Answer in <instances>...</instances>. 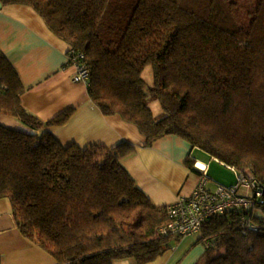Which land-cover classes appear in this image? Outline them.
<instances>
[{"label":"trees","instance_id":"trees-1","mask_svg":"<svg viewBox=\"0 0 264 264\" xmlns=\"http://www.w3.org/2000/svg\"><path fill=\"white\" fill-rule=\"evenodd\" d=\"M13 3L33 7L82 53L90 98L103 114L135 124L146 145L180 136L228 166L249 168L264 187V0L247 24L238 0H0ZM26 90L0 46V116L33 129L0 123V199L10 201L21 234L58 264H145L163 254L175 237L161 233L167 205L156 204L124 163L134 145L64 144L51 128L75 107L43 120L24 106ZM244 214L234 208L205 221L195 264H264V217L243 233Z\"/></svg>","mask_w":264,"mask_h":264},{"label":"crops","instance_id":"crops-1","mask_svg":"<svg viewBox=\"0 0 264 264\" xmlns=\"http://www.w3.org/2000/svg\"><path fill=\"white\" fill-rule=\"evenodd\" d=\"M0 46L27 87L22 101L31 113L49 120L75 107L67 122L51 128L61 142L81 147H111L123 141L134 145V151L123 161L156 204L167 205L190 195L203 169L209 178L208 185H226L222 183L226 180L222 169L213 168L214 162L236 172L235 167L177 135H167L146 145L145 136L135 124L120 115L103 114L90 98L89 84L74 79L76 68L69 62L70 44L33 7L19 3L0 5ZM0 123L24 132L33 131L8 115H1ZM197 234L173 237L163 254L145 264H195L205 250L198 240L200 233ZM0 256L1 264H58L46 250L21 234L6 198L0 199ZM114 264L138 263L127 258Z\"/></svg>","mask_w":264,"mask_h":264},{"label":"built area","instance_id":"built-area-1","mask_svg":"<svg viewBox=\"0 0 264 264\" xmlns=\"http://www.w3.org/2000/svg\"><path fill=\"white\" fill-rule=\"evenodd\" d=\"M69 62L75 66L74 79L88 83L89 69L81 62L82 53L70 48ZM238 182L234 185L208 186V175L203 169L194 191L167 204L169 221L161 228L162 235L185 236L200 233L205 221L214 215H223L234 208L245 211L242 232L258 229L256 213H264V187L249 169H237Z\"/></svg>","mask_w":264,"mask_h":264},{"label":"rangeland","instance_id":"rangeland-1","mask_svg":"<svg viewBox=\"0 0 264 264\" xmlns=\"http://www.w3.org/2000/svg\"><path fill=\"white\" fill-rule=\"evenodd\" d=\"M240 2V15L239 19L242 20L243 23H248L250 20V13L249 11L253 9L256 0H238ZM143 77L146 79L147 83H152L153 81V67L147 66L143 72ZM150 105L152 106L155 114H159L162 111V107L159 100L153 99L149 101ZM21 121V120H20ZM22 122V121H21ZM23 123V122H22ZM24 124V123H23ZM26 125V124H25ZM213 168L215 169H222L221 174L225 177V181L222 183L226 185L236 184L238 182L237 173L233 170L228 169L226 166L225 168L219 162H214ZM212 173H210V177ZM213 178V177H212ZM210 188H214V185L210 183L208 185ZM264 217V213H256V218L259 220L260 218ZM198 234L196 233V236ZM202 244V243H201ZM203 245V244H202ZM204 246V245H203Z\"/></svg>","mask_w":264,"mask_h":264}]
</instances>
